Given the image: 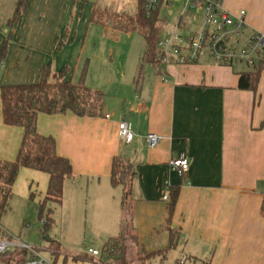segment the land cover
<instances>
[{
    "label": "crops",
    "instance_id": "0c3cea01",
    "mask_svg": "<svg viewBox=\"0 0 264 264\" xmlns=\"http://www.w3.org/2000/svg\"><path fill=\"white\" fill-rule=\"evenodd\" d=\"M17 2L0 0V27L12 39L8 53L1 50L0 87L35 84L44 67H69L67 78L73 83L84 64L86 76L79 83L90 80L96 89L119 91L113 103L105 96L98 117L69 111L38 115V132L52 136L57 154L72 164L73 178L65 182L61 203L65 198L70 205L82 204L96 234L106 239L105 246L127 240L125 264H134L133 255L145 252L163 251L154 255L166 260V250L179 246L201 264H264V72L256 92L241 90L239 73L247 69L217 65L204 54L192 64L146 66L140 84L134 70L100 77L88 67L92 55L86 43L93 22L90 15L83 18L87 3L28 0L10 34L7 23ZM224 7L233 15L246 12V38L238 47L255 34L264 36V0H225ZM123 120L135 133L130 144L120 139L118 125ZM149 133L161 137L155 148L147 146ZM22 134V128L3 123L0 97V160L16 159ZM181 155L190 160L189 171L182 174L169 166ZM115 157L131 162L135 172L125 207L123 186L113 185L110 178ZM48 183V174L22 168L13 195L24 199L33 193L32 199L39 196L40 203ZM39 186L44 195L38 194ZM169 187L179 189L171 216L170 196L163 199ZM170 230L177 235L172 247ZM58 252L57 258L67 261ZM105 261L102 264L114 262Z\"/></svg>",
    "mask_w": 264,
    "mask_h": 264
},
{
    "label": "trees",
    "instance_id": "16d2710c",
    "mask_svg": "<svg viewBox=\"0 0 264 264\" xmlns=\"http://www.w3.org/2000/svg\"><path fill=\"white\" fill-rule=\"evenodd\" d=\"M143 4L144 0H139L135 16L126 13L118 14L97 7L93 8L91 14L93 23L104 27L113 26L117 30L126 33L137 31L143 37L146 47L137 71V84L142 81L146 66L151 65L159 68L163 63L157 44L165 21L161 19L160 9L148 13ZM27 5L28 0H18L15 12L7 23L10 34L17 26ZM69 71V67H65L61 71H53L50 67H44L41 70L38 82L35 84L4 85L0 87L3 123L7 126L23 129L21 145L16 159L14 161L0 160V219L10 208L13 187L22 168L44 172L49 175L45 196L39 203L42 215L48 202L61 203L65 182L73 178L72 164L69 159L57 154L55 139L52 136H45L38 132V115L40 113L48 115L62 114L69 111L78 117H98L101 115L105 95L101 91L86 87L82 82L78 85L73 84L67 78ZM263 72L264 56L257 65L239 73V89L256 92ZM82 76H86V69L83 71ZM134 176L135 172L131 162L122 157L113 159L110 178L113 185H122L124 188L123 207L127 206V202L130 200ZM168 192L170 196L168 213L171 216L177 202L179 189L178 187H169ZM30 197H33V193ZM52 222V215L49 213L47 219H45V225ZM170 235V247H172L177 235L171 230ZM6 236V232L0 227V239ZM110 242L106 245L108 254ZM156 253L145 252L139 256V260L150 258ZM158 253L160 255L163 251H158ZM25 254V251L18 250L2 256L1 260L16 261V259H20L19 261H23ZM114 257V261L125 264L124 247H120L118 254ZM204 264H208V262Z\"/></svg>",
    "mask_w": 264,
    "mask_h": 264
},
{
    "label": "rangeland",
    "instance_id": "374dc122",
    "mask_svg": "<svg viewBox=\"0 0 264 264\" xmlns=\"http://www.w3.org/2000/svg\"><path fill=\"white\" fill-rule=\"evenodd\" d=\"M88 6L83 12V18L91 16L92 8L97 7L102 10H108L115 13H126L132 16L137 14L139 0H91L87 3ZM92 6V7H91ZM183 6V0L174 2L170 8H163L160 11L161 19L165 21L166 30L172 31L177 24L179 13ZM112 17V16H111ZM199 29L197 19H193L190 26L186 29H181L180 34L182 37L191 36ZM246 35L240 37V41H244ZM10 39L8 30L5 27H0V60L4 63L3 54H7L10 49ZM5 43V45H4ZM2 46H4L2 48ZM87 51L90 52L92 57L91 64L88 67L93 68V72L98 73L101 77L102 74L109 72H117L134 70L137 73L141 57L145 50L146 43L139 32H122L113 26L104 27L100 24L93 23L89 30V37L86 43ZM2 50V51H1ZM17 48L14 47V53ZM85 63V62H84ZM84 64L76 71L73 83L78 85L82 76ZM236 69H250L243 64H237ZM0 68V78H2L4 69ZM104 68V73L101 72ZM88 70V68H87ZM88 74V72H87ZM115 74V75H114ZM95 76V78L98 77ZM111 75L116 76V73ZM86 87L96 89L94 83L90 80L84 84ZM107 99L111 102L115 101L119 91L106 87V92L101 89ZM4 147L0 139V154ZM44 195V187H38V194ZM39 205V196L32 199L21 198L20 196H12L10 200V208L3 214L0 219V227L6 232L5 238H18L23 243L38 248L39 253L44 257L55 261L56 264H102L114 259L118 254V249L124 247V253L129 250V242L122 238L115 239L110 242L109 254L105 246L103 234H96V230L92 228L90 213L87 214L85 208L78 204L70 205L64 198L61 204L48 202L41 214ZM49 213L52 215L53 222L45 225V219ZM59 248V250H57ZM89 249L97 250L99 255L93 256L89 253ZM167 249V247H166ZM111 250V252H110ZM59 251L61 255L67 258V261H60L61 257L57 258L56 252ZM150 251V250H149ZM130 252V250H129ZM134 252H137L134 249ZM167 259L164 260L160 256L155 255L148 258V261L139 260V254L135 253L133 258L134 264H201L202 261L195 260L191 254L187 253L181 246L174 249H167ZM190 258H186V256ZM110 257V258H109ZM102 260V261H101ZM110 264H122L120 261H114Z\"/></svg>",
    "mask_w": 264,
    "mask_h": 264
},
{
    "label": "built area",
    "instance_id": "2783aa9c",
    "mask_svg": "<svg viewBox=\"0 0 264 264\" xmlns=\"http://www.w3.org/2000/svg\"><path fill=\"white\" fill-rule=\"evenodd\" d=\"M88 3L91 0H78ZM180 0H144L145 10L150 13L158 9H167L174 2ZM225 0H183V6L179 13L177 24L172 31L166 30V24L158 40L159 49L163 62L177 64H192L204 54H208L217 65L235 67L243 64L248 67L257 65L264 56V36L255 34L248 44L238 47L239 39L245 29V11L233 15L224 7ZM193 19H197L199 29L191 36L182 37L181 29L190 26ZM3 66L0 60V68ZM109 116H107L108 118ZM118 131L121 142L130 144L135 137L132 124L128 121H120ZM147 146L155 148L161 141L156 133H149L145 137ZM169 166L179 173L189 171L190 160L186 155L174 158ZM169 195L163 199L168 200ZM25 251L23 261H2L1 257L15 251ZM38 248L29 246L16 238L0 239V264H56L39 253ZM93 256L99 255L97 250L89 249ZM110 264V263H109Z\"/></svg>",
    "mask_w": 264,
    "mask_h": 264
}]
</instances>
